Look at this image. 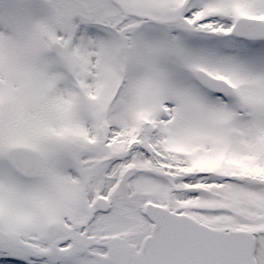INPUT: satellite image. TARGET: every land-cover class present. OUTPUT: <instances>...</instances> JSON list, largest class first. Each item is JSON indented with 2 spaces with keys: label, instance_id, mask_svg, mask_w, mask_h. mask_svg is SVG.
<instances>
[{
  "label": "snow or ice",
  "instance_id": "6c2138e0",
  "mask_svg": "<svg viewBox=\"0 0 264 264\" xmlns=\"http://www.w3.org/2000/svg\"><path fill=\"white\" fill-rule=\"evenodd\" d=\"M0 264H264V0H0Z\"/></svg>",
  "mask_w": 264,
  "mask_h": 264
}]
</instances>
